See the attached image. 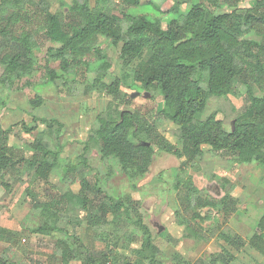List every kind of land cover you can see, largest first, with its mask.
Segmentation results:
<instances>
[{"label":"trees","instance_id":"1","mask_svg":"<svg viewBox=\"0 0 264 264\" xmlns=\"http://www.w3.org/2000/svg\"><path fill=\"white\" fill-rule=\"evenodd\" d=\"M151 1L147 0L146 4ZM206 2L213 0H199L188 11L181 12L179 2L172 0L159 6L143 5L144 0H71L64 13L52 8L51 0H0V87L11 89L17 79L33 74L38 63L37 37L42 34L56 45L46 51L45 72L51 83L60 81L71 86L82 81L86 92L97 90L114 97L120 93L122 78L110 72L112 61L102 50L101 40L120 46L118 59L123 67H129L148 49L147 65L142 72L134 73L135 80L142 90L159 91L164 102L163 108L156 111L152 98L149 109L140 105L133 108L134 96L123 102L110 101L97 114V125L90 129L77 163L61 158L60 134L64 124L56 118L32 116V124L16 122L7 128L0 125L1 175L24 168L32 180L47 182L52 172L61 170L62 180L69 182L78 166L88 165V154L96 149L102 160L113 159L123 174L135 179L142 177L157 152L163 151L180 160L174 188L196 195L198 188L188 169L205 154V147L225 154L234 167L250 163L264 165V41L244 38L250 32L264 37V10L257 0L253 7L244 10L234 6L215 13ZM141 6L148 7L152 14L139 13ZM115 8L121 16L114 13ZM89 56L93 61L88 60ZM50 62H58V70L50 67ZM78 68L82 69L78 80L70 79L71 71ZM108 77L110 82L106 81ZM235 79L247 87L246 103L235 117L232 129L227 130L216 112L202 114L210 97H227ZM252 85L257 87L259 95L254 93ZM42 103L38 96L31 102L34 108ZM5 104L0 98V106ZM158 118H166L175 125V143L158 131L155 125ZM18 131H37L29 144L31 153L25 154L10 145V136L20 137ZM220 183L225 190L221 198H198L189 204L217 209L228 222L236 211L238 199L232 196L233 184L226 180ZM79 184L77 193L69 189L66 195L76 206L85 209L96 184L85 176ZM56 206L57 202L45 204L44 219L34 232L51 235L64 231L57 224L60 214L53 209ZM135 207L108 196V201L102 202L87 219V226L94 230L106 224L109 217H120L132 225L139 237L138 245L131 249L132 258L124 257L122 261L115 258L112 247L116 243L112 246L106 243L111 237L107 232L99 234L106 244L100 250L88 249L74 233L73 242L60 240L61 264H71L75 252L82 256L81 264H163L152 231ZM191 217L193 222L202 223L208 216L193 210ZM185 231L187 237L202 239L197 229L186 226ZM218 237L236 249L248 243L264 254V211L248 242L234 232L221 231ZM234 260L235 256L223 249L211 254L209 264H232ZM0 264L21 263L0 255Z\"/></svg>","mask_w":264,"mask_h":264},{"label":"rangeland","instance_id":"2","mask_svg":"<svg viewBox=\"0 0 264 264\" xmlns=\"http://www.w3.org/2000/svg\"><path fill=\"white\" fill-rule=\"evenodd\" d=\"M170 1L167 0L168 3ZM172 1L179 2V10L186 12L199 0ZM256 1L213 0L212 3L206 4L215 13H221L234 6H239L241 10L253 7ZM146 2L147 0H144L143 5L159 6L166 0H152L148 4ZM70 3L71 0H51L52 8L64 13ZM259 3L260 9L264 10V0H259ZM142 6L140 10L138 8L139 13L152 14L148 7L144 9ZM114 13L121 16L117 8ZM244 38L258 43L264 41L263 36L254 32L247 33ZM37 40L38 63L33 74L17 79L11 89L0 87V98L6 102L5 106H0L2 127L7 128L16 122L32 124V116L56 118L64 124L60 134L63 145L61 158L77 163V156L83 151L84 141L90 129L97 125V114L104 111L110 101L123 102L134 96L133 108L140 105L144 109H149V99L152 98L154 110L159 111L163 108L161 93L157 90L150 92L142 90L140 83L135 80L134 73L142 72L147 65L150 56L148 49H145L129 67H123L118 59L120 46L101 40L102 50L112 61L110 72L122 78L120 93L114 97L97 90L86 92L82 81L72 83L71 86L62 85L60 81L51 83L45 72L46 51L47 48L56 45L45 39L42 34H38ZM88 60L93 61V57L89 56ZM49 66L58 70L59 63L50 62ZM80 69L71 71L70 79L78 80ZM106 81L110 82L111 78L108 77ZM251 87L256 95L260 94L255 85ZM246 89V85L235 79L227 97L209 98L202 116L216 112L224 127L227 130L232 129L235 117L246 103ZM37 96L43 99V103L34 108L31 102L35 101ZM155 125L167 139L172 143L176 142L173 135L176 127L171 121L158 118ZM18 132L20 133L18 138L10 136V145L22 149L25 154L31 153L29 144L37 131ZM207 149L205 147V154L188 169L198 188L196 195H189L183 189L174 188L180 160L163 151H158L148 171L135 179L123 174L113 159L102 160L96 149L88 154V165L78 166L70 175L69 182L62 180L61 170L52 172L47 177V182L32 180L24 168H20L19 171L13 169L5 176L0 172V255L21 264H61L60 240L73 242L76 233L81 243L88 249L100 250L106 245L104 240L100 239V235L107 232L111 237L106 243L109 246L116 243L115 247H112L116 252L115 258L118 261H122L124 257L132 258L131 249L138 245L139 237L127 221L120 217V219L109 217L108 222L97 227V230L87 226L88 215L96 213L99 205L108 201V196H113L136 206L143 221L152 231L163 264H209L211 254L219 253L223 249L235 256L232 264H264V254L251 248L248 243L242 249H236L218 237L221 231H228L240 235L246 242L250 240L264 211V165L250 163L234 167L225 154ZM84 176L92 184H96L94 191L90 193L91 201L85 209L76 206L66 195L69 189L74 193L79 191V180ZM222 180L233 184L232 196L238 199L236 211L228 222L224 221L222 212L217 209L195 208L194 204H189L195 203L198 198L216 200L221 198L225 193L221 188ZM96 188H99L100 192H97ZM53 202L58 203L53 209L59 212L60 219L57 224L64 231L51 235L34 232V228L44 219L42 214L45 204ZM190 205H193V208ZM193 210L208 217L202 223L196 221L194 223L191 217ZM186 226L199 230L202 239L187 237ZM126 232L129 233L125 234ZM81 262L82 256L75 252L71 264Z\"/></svg>","mask_w":264,"mask_h":264},{"label":"water","instance_id":"3","mask_svg":"<svg viewBox=\"0 0 264 264\" xmlns=\"http://www.w3.org/2000/svg\"><path fill=\"white\" fill-rule=\"evenodd\" d=\"M144 144L149 145V142H145Z\"/></svg>","mask_w":264,"mask_h":264}]
</instances>
